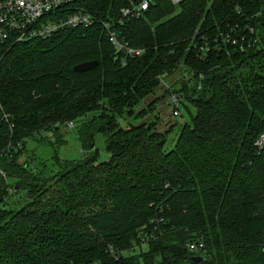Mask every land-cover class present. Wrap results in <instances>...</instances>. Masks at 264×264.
<instances>
[{"label":"trees","instance_id":"obj_1","mask_svg":"<svg viewBox=\"0 0 264 264\" xmlns=\"http://www.w3.org/2000/svg\"><path fill=\"white\" fill-rule=\"evenodd\" d=\"M142 1L77 0L91 27L1 50L0 264H264V0H148L123 19ZM179 71L195 110L167 148L136 109ZM63 125L83 156L46 173L27 143L61 144Z\"/></svg>","mask_w":264,"mask_h":264},{"label":"built area","instance_id":"obj_2","mask_svg":"<svg viewBox=\"0 0 264 264\" xmlns=\"http://www.w3.org/2000/svg\"><path fill=\"white\" fill-rule=\"evenodd\" d=\"M77 0H0V56L1 50L7 47L26 43L32 40H46L54 34L77 28H88L94 24V16L82 9H75ZM178 4L182 0H171ZM149 1L144 0L132 9L121 11L123 19L139 18L142 12L147 11ZM107 37L118 52L124 51L128 55L138 56L142 51L129 48L120 42L116 32L108 25ZM171 103L175 108V115L179 112L181 100L172 95ZM0 110L2 107L0 105ZM3 119L9 121L8 115ZM12 127V125H11ZM4 175V173L2 172ZM190 249L200 250L203 244H190Z\"/></svg>","mask_w":264,"mask_h":264},{"label":"rangeland","instance_id":"obj_3","mask_svg":"<svg viewBox=\"0 0 264 264\" xmlns=\"http://www.w3.org/2000/svg\"><path fill=\"white\" fill-rule=\"evenodd\" d=\"M181 76L182 73L179 71L178 73L164 77L162 83L156 88L154 94L148 96L136 109L137 111L143 109L146 110V114L141 117V122L147 121L149 123H154L156 130L161 132L168 131L167 148H172L175 145L181 127L185 123L191 122V116L194 114L195 110L191 104L182 99L178 114L175 115L174 113L175 108L171 103V99L172 95L176 94L174 91L180 90L181 88L180 85L183 81ZM122 123L126 125V122L123 121ZM60 129V133L64 139V142L61 144L53 146L48 142L37 140H29L27 143L25 157H27L29 153H35L37 158L33 161L34 165H38L40 161L47 163L48 168L45 170L46 173H48L49 170L56 169V160L54 158L56 153L61 159L69 160H78L83 156L77 127L63 125ZM43 135L52 137L51 132H44ZM95 146L99 151V158L101 160H106L110 157V154L106 149L105 136L102 133L96 136ZM25 157L22 158L23 161ZM12 181V179L8 178V182ZM12 198L14 199L16 196L12 195ZM146 248L147 246H144V249Z\"/></svg>","mask_w":264,"mask_h":264},{"label":"water","instance_id":"obj_4","mask_svg":"<svg viewBox=\"0 0 264 264\" xmlns=\"http://www.w3.org/2000/svg\"><path fill=\"white\" fill-rule=\"evenodd\" d=\"M98 66V62L95 61V62H88V63H83V64H80V65H77L75 68H74V71L76 73H84V72H88L94 68H96ZM195 260L197 262H200L202 260H204V257H196Z\"/></svg>","mask_w":264,"mask_h":264}]
</instances>
